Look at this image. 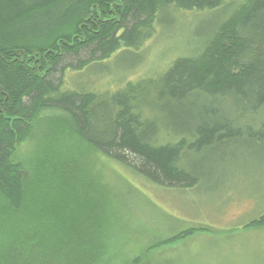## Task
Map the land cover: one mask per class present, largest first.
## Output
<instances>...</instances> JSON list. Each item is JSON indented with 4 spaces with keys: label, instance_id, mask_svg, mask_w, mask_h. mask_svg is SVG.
Here are the masks:
<instances>
[{
    "label": "trees",
    "instance_id": "trees-1",
    "mask_svg": "<svg viewBox=\"0 0 264 264\" xmlns=\"http://www.w3.org/2000/svg\"><path fill=\"white\" fill-rule=\"evenodd\" d=\"M171 8L220 14L190 57L113 90L65 86L68 73L140 50ZM41 118L164 188L198 186L205 174L191 162L204 152L251 149L264 159V0H0V228L11 227L3 263L148 264L154 251L208 229L180 231L130 258L111 216L76 230L63 197L48 203L39 192L58 171L68 177L74 157L42 147L28 163L13 160ZM263 227L264 210L243 226Z\"/></svg>",
    "mask_w": 264,
    "mask_h": 264
},
{
    "label": "rangeland",
    "instance_id": "rangeland-1",
    "mask_svg": "<svg viewBox=\"0 0 264 264\" xmlns=\"http://www.w3.org/2000/svg\"><path fill=\"white\" fill-rule=\"evenodd\" d=\"M232 1L236 0L226 3ZM219 19L216 13L171 8L157 17L154 35L140 50L119 51L80 74L68 73L65 86L113 90L122 85L124 78H156L175 59L190 57L211 24ZM42 147H47L45 152L51 157L55 151L68 152L74 163L71 168L65 166L70 172L68 177L58 171L41 187L40 195L48 203L63 197L75 218L76 230L94 227V219L106 225L111 216L116 244L122 249L120 253L129 252L128 258L180 231L205 228L210 232H198L164 246L147 256L146 263L264 264V227L243 228L264 210V159L260 153L233 147L204 152V159L198 158L200 164L196 157L191 162L196 164L195 170L204 171L202 182L192 189H170L148 183L93 154L68 133L50 129L42 118L18 147L13 160L28 163ZM10 228H0V264L9 254L6 244Z\"/></svg>",
    "mask_w": 264,
    "mask_h": 264
}]
</instances>
